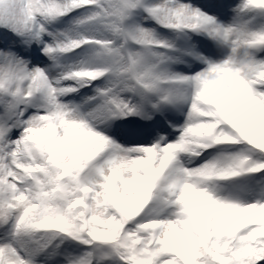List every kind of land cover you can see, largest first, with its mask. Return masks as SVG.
Listing matches in <instances>:
<instances>
[{"label":"snow or ice","instance_id":"snow-or-ice-1","mask_svg":"<svg viewBox=\"0 0 264 264\" xmlns=\"http://www.w3.org/2000/svg\"><path fill=\"white\" fill-rule=\"evenodd\" d=\"M0 264H264V0H0Z\"/></svg>","mask_w":264,"mask_h":264}]
</instances>
